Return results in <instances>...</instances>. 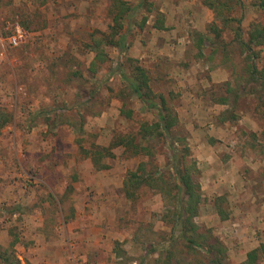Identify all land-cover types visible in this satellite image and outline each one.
Wrapping results in <instances>:
<instances>
[{
	"label": "rangeland",
	"instance_id": "1",
	"mask_svg": "<svg viewBox=\"0 0 264 264\" xmlns=\"http://www.w3.org/2000/svg\"><path fill=\"white\" fill-rule=\"evenodd\" d=\"M113 1L0 0V250L20 264H211L171 239L168 210L183 198L168 167L172 144L187 149L200 185L192 220L201 239L228 264L254 248L264 264V98L235 22L224 25L202 0H126L144 4L124 42L94 52L88 45L111 31ZM253 2L242 0L243 40L264 24ZM14 23L28 33L17 47L6 43ZM253 48L260 67L264 46ZM134 65L176 118L171 135L144 141L137 155L112 146L158 120L124 79ZM140 164L152 186L126 198L123 180Z\"/></svg>",
	"mask_w": 264,
	"mask_h": 264
},
{
	"label": "trees",
	"instance_id": "2",
	"mask_svg": "<svg viewBox=\"0 0 264 264\" xmlns=\"http://www.w3.org/2000/svg\"><path fill=\"white\" fill-rule=\"evenodd\" d=\"M215 16L225 25L235 22L233 27L235 41L243 47L246 53L247 59L250 61L247 65V72L250 78L259 86V92L264 98V62L260 67H257L255 63H252L254 58H258L259 55L253 47L264 46V24L255 23L251 26L247 39L242 38L241 29V13H242V0H202ZM145 2V1H144ZM143 1H139L137 6L130 7L126 0H114L112 22L113 25L110 28L109 35L104 36L101 39H96L98 42L94 46L88 45L90 50L97 52V48L102 43L105 45L122 44L124 42V34L122 29L126 22H129L133 16V12L136 8L142 6ZM253 6L264 11V0H254ZM227 13H239L240 15H227ZM156 28H163L162 22L158 21ZM210 29L214 32H218L216 25H210ZM216 36L219 37L218 33ZM200 41L204 42V38L200 37ZM97 54V53H96ZM92 61V65H93ZM124 79L128 81V85L134 94L142 101L144 107L155 108L158 120L152 124L143 123L140 126V138L136 140L133 136L118 137L113 147L123 146L126 152L131 155H137L143 153L149 149V146L144 144V141L156 139L159 137L169 136L172 133V129L176 124V118L171 115V109L165 103V100L161 98L160 104L156 103L151 97L148 84V76L145 69L140 65H134L131 75L122 73ZM225 98H221L220 102L225 103ZM264 104V101H262ZM108 149V148H107ZM106 152V148L102 149ZM171 163L168 165L170 172L173 175L176 192L183 198L174 199L171 203L172 208L168 210V217L171 219V232L174 234L171 239H178L185 243L190 248H199L203 250L208 261L211 264H228L224 262L221 251H215L214 247L207 245L199 233L196 232L195 223L192 218L197 215L198 207L201 198L200 185L192 179L191 167H187L184 163V158L187 155V149H179L172 144H169ZM138 165L137 170L129 171L125 179L123 180V192L126 198L135 197L143 185L149 184L152 186L154 178L151 174L146 175L144 168ZM148 182V183H147ZM188 232H192V236L188 235ZM120 255V253H118ZM121 256V255H120ZM258 249L254 248L246 253V259L240 264H257ZM0 261L3 264H20V262L11 254L0 250Z\"/></svg>",
	"mask_w": 264,
	"mask_h": 264
},
{
	"label": "built area",
	"instance_id": "3",
	"mask_svg": "<svg viewBox=\"0 0 264 264\" xmlns=\"http://www.w3.org/2000/svg\"><path fill=\"white\" fill-rule=\"evenodd\" d=\"M11 30L12 32L6 39L7 45L17 47L26 41L28 33L18 23H14ZM4 43L5 41L0 38V54H2L5 47Z\"/></svg>",
	"mask_w": 264,
	"mask_h": 264
}]
</instances>
